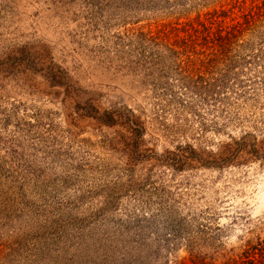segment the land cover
Returning <instances> with one entry per match:
<instances>
[{
    "label": "rangeland",
    "instance_id": "374dc122",
    "mask_svg": "<svg viewBox=\"0 0 264 264\" xmlns=\"http://www.w3.org/2000/svg\"><path fill=\"white\" fill-rule=\"evenodd\" d=\"M189 2L171 5L178 21L194 16L181 11ZM16 3L17 18L5 28L13 29L17 45L37 42L52 62L46 69L19 54L12 67L20 89L0 91V264H167L173 254H185V240L194 245L202 236H215L227 248L258 227L264 230V159L173 174L157 164L145 183L133 185L136 195L126 191L122 154L104 134L85 127L68 135L59 88L41 85L30 91L41 82L39 76H49L50 68L54 76H72L74 62L94 81L125 82L111 68L118 60H136L148 52L135 35L127 37V29L153 16L159 22L166 8L161 13L150 5L122 10L118 0ZM53 90H58L54 97ZM122 92L120 87L108 90L101 106L120 104ZM249 111L248 105L239 110L243 115ZM206 117L212 119V114ZM251 128L264 133L263 124L252 127L251 121L225 130L236 137L240 129ZM207 131L193 138L206 144L223 139L213 128ZM174 141H156L154 153L172 149ZM150 142L144 146L152 148ZM137 165L143 171L150 164ZM161 207L168 208L167 215L157 212ZM171 237L177 242L172 244Z\"/></svg>",
    "mask_w": 264,
    "mask_h": 264
},
{
    "label": "trees",
    "instance_id": "16d2710c",
    "mask_svg": "<svg viewBox=\"0 0 264 264\" xmlns=\"http://www.w3.org/2000/svg\"><path fill=\"white\" fill-rule=\"evenodd\" d=\"M174 1L178 0H118L122 10L132 6L145 10L149 5L159 13L167 10L159 22L153 16V20L127 29V37L135 35L148 52L136 60H118L111 68L117 76H125V82L121 78H108L110 83L94 81L85 76L82 64L74 62L72 76H54L50 68L49 76H39L41 82L30 87L34 91L41 85L56 86L64 94L61 107L68 135L75 136L85 127L104 134L107 143L122 154L127 192L138 190L133 185L145 183L158 165L173 174L264 159V133L240 129L235 137L225 130L249 121L252 127L258 123L264 126V89L258 93L264 85V0H189L181 11L194 16L181 21L170 10ZM16 2L0 0V91L20 89L12 67L19 54L26 55L28 62L46 64V69L52 62V56L36 46L37 42L17 45L13 29L5 28L17 18ZM118 87L123 91L121 103L101 106L100 99L107 97L108 90ZM246 105L250 111L240 114ZM208 113L212 119L206 117ZM210 128L223 139L206 144L193 138L203 137ZM174 139L172 149L154 153L156 141ZM146 140L152 148L144 146ZM143 161L150 165L140 171L137 164ZM113 195L111 200L117 201ZM156 210L159 214L169 212L167 207ZM259 228L227 248L215 236H202L194 245L185 240V254H173L167 264H264V230ZM171 231L168 228L166 234ZM173 238H168L172 244L177 242Z\"/></svg>",
    "mask_w": 264,
    "mask_h": 264
},
{
    "label": "water",
    "instance_id": "95a60500",
    "mask_svg": "<svg viewBox=\"0 0 264 264\" xmlns=\"http://www.w3.org/2000/svg\"><path fill=\"white\" fill-rule=\"evenodd\" d=\"M57 93H58V90H57V91H55V92L53 91V92H52V96H53V97H54V96H56V95H57Z\"/></svg>",
    "mask_w": 264,
    "mask_h": 264
}]
</instances>
